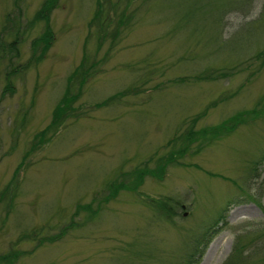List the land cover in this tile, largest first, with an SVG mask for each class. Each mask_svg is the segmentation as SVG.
<instances>
[{
  "label": "rangeland",
  "instance_id": "1",
  "mask_svg": "<svg viewBox=\"0 0 264 264\" xmlns=\"http://www.w3.org/2000/svg\"><path fill=\"white\" fill-rule=\"evenodd\" d=\"M42 1L22 0L14 8L13 0H0V24L11 10V17L20 18L15 67L26 63L29 43L41 31V24L31 25V21ZM116 1L109 0L113 4ZM189 1L165 0L158 4L157 13L153 11L144 16L146 20L141 16L134 18L116 48L110 50L107 59L96 68L97 74L91 75L81 87L78 102L73 105L83 113L81 119H67L50 144L42 145L26 158L18 172L17 186H13L11 211L6 215L5 210L0 209V254L8 251L16 238L26 232L42 229V233L48 235L55 233L69 221L74 204L90 203L91 197L102 192L105 182L113 180L117 173L135 169L136 165L147 161L155 149H163L166 142L181 132L185 119L199 114L204 105L242 86L241 94L225 104L215 105L196 124V129L215 126L237 111L251 109L257 98L264 95V62L254 57L261 50L264 53V33L258 31L256 35L261 39L255 38L244 28L252 20L256 21L264 0H254L249 15L233 12L224 18L221 36L227 42L215 50L208 45L207 21L202 12L195 14L185 28L172 29L173 22ZM94 3V0H58L49 20L55 37L49 50L35 67L15 77L14 93L7 92L0 98V190L8 185L13 170L30 146L32 135L50 123V113L66 89L69 73L82 58L86 21L92 17ZM137 5L135 2L132 9ZM214 17L218 18L219 14ZM164 29L169 40L162 41L159 36ZM250 44L248 51L243 49ZM87 46V51L92 52V44ZM103 53H106L105 48L99 50L97 57L103 58ZM208 54L210 65L217 70H229L243 59L249 62L240 66L241 73L227 80L187 85L165 82L196 74L202 65L209 64L202 61ZM181 55L187 60L197 58L200 63L184 61ZM142 60L154 65L162 63L163 74L149 78L146 91L138 95H122L108 106L93 108L131 87L146 65ZM135 66L137 73H134ZM155 84L161 85L156 91L151 88ZM3 85L0 77V95ZM149 88L151 90H147ZM261 120L238 127L200 154H187L180 161L187 167L167 169L166 177L160 182L145 176L140 190L138 188L134 194L121 193L116 201L106 204L95 220L82 222L79 219L80 227L67 232L61 241L36 248L15 264H128L121 260L135 264V257L136 264H147V258L149 264H180L184 256L195 249L188 246L187 241L198 238L200 230L214 219L226 201L240 199V193L232 184L219 177L212 178L207 172L229 178L242 189L254 184L249 185L247 191L264 208V159L257 169V180L251 179L245 185L242 178L250 156L257 155L258 148L264 144V118ZM163 152L159 150L158 154ZM158 196L174 198V205L180 206L176 213L181 216L173 222L163 219L167 223L156 219L151 208L143 205ZM226 215L228 228L220 229L213 236L197 264H221L232 250L235 229L263 220L262 213L252 202L231 204ZM19 246L21 251L34 247L26 241Z\"/></svg>",
  "mask_w": 264,
  "mask_h": 264
},
{
  "label": "trees",
  "instance_id": "2",
  "mask_svg": "<svg viewBox=\"0 0 264 264\" xmlns=\"http://www.w3.org/2000/svg\"><path fill=\"white\" fill-rule=\"evenodd\" d=\"M20 1L22 0H13L12 6L17 8ZM94 1L95 8L91 14L92 17L86 21L87 28L86 37L82 43V58L79 60L76 68L69 73L68 80L65 84L66 89L59 97V101L53 106L52 113H50V123L43 129H40L39 132L32 135L30 146H28L26 154L21 157L20 164L15 168V170H13L8 185L0 190V209L3 208L6 215L8 211H11L13 206L10 199L12 198V193H15V187L17 186L16 179L19 174L18 172L20 171L21 166H23L24 161H26V158L30 156L31 153H35L42 145L50 144L51 139L59 133L61 125L66 123L67 119L69 121L72 119L74 121L81 119L83 113L79 110V108L74 107L73 105L78 102V97L84 82L89 79L91 75L97 74V72H95L96 68L100 63L107 59L110 50L112 51L116 48L119 38L122 37L125 30L132 25L131 22L134 18L137 19L141 16L146 20L147 18H144V16H148V14H151L153 11L156 12L159 8L158 4L165 2V0H117L116 3L113 4L110 3L109 0ZM253 1L254 0H190L189 3L186 4V7L182 9V12L179 14L177 19H175V22H173L172 29L175 30L185 28L188 24H190V21H192L191 19L195 14L202 12L203 19H206L207 21V23H205V29L209 33L207 39L208 45L210 48L212 46L214 50L215 48L220 49L222 44L227 42L221 36L224 30V18L233 12L240 15L243 14L244 16L249 15L251 10H253ZM135 2H137L138 5L132 9ZM57 3L58 0H43L39 6V10L34 12L31 25L40 23L41 31L29 43L30 52L26 63L21 65L17 64L16 67L14 66V63L18 58L19 52V33L21 32V29L19 28L20 18H17L16 15L15 17H11L12 10L3 16V23L0 24V77L4 82V85L1 90L2 94L0 95V98H3L7 92L14 93L12 91V84L16 76H23L28 69L35 67L38 62L43 60V56L50 48L51 41L55 39L49 25V20L52 11L57 8ZM15 11L19 14V11ZM216 14H219L218 18L214 17ZM257 17L256 21L252 20V23L245 25L246 27L244 28L247 33L252 32V37L261 39V37H257L256 33L258 31L260 33H264V2ZM259 26L262 28H259ZM163 32L164 33H161L159 36V39L162 41L169 40V37H166L165 29ZM88 43L93 46L92 52L87 51L89 48L87 46ZM198 44L200 43L198 42ZM182 45L184 44H180V46ZM251 45L252 44L247 47H243V49L246 48V51H248ZM103 48L106 50V53H103L105 56L103 58H98L97 54L99 50ZM183 55H181L182 58L181 56L179 58L184 61L192 60L200 63L197 58L191 56V60H187L184 59ZM208 56L209 54L206 57H203L202 61L206 60L209 64L206 66L202 65L201 68L196 71V74L186 78H178L176 81L175 79H172L165 82L168 85H187V83L192 82L197 84L203 82L211 83L215 80H227L233 77L234 74L241 73L242 70L240 69V66H244L245 63L247 64L249 62L248 60L243 59L241 63H235V65L229 68V70L226 68L223 70H217L215 67L210 65L211 60H208ZM254 57L259 58L261 63L264 62L263 50L257 52ZM235 60L236 59L234 58V61ZM144 62L146 65L141 68L139 77L134 83H131V87L121 91L117 95H112L109 98L100 101V103L95 104L93 108L101 109V106H108L111 103L120 100L122 95V97H126L131 94L138 95V93H141L143 90L146 91L145 87L148 85L149 78L157 74L158 76H161L164 72V65L162 63H159V65H154L153 63L149 64L148 60L143 61V63ZM263 65L264 63H262V66ZM128 68H130V66H128ZM137 68L138 67L135 66L134 73H137ZM160 87V84H155L151 88L156 91ZM151 88L147 90H151ZM241 88L242 86H239L233 93L230 94L224 93L221 95L222 97L219 96L209 105H204V107L198 112L199 114H195L189 119L186 118L181 132L176 133V136H173L172 139L166 142L163 149H155L150 158L141 165H136L135 169L117 173L113 180L105 182L102 192H96L91 197L92 199L90 203L86 202L85 204H74L73 214L70 216L69 221H66L63 226L57 228L55 233L52 235L45 234L46 232L42 233L44 232L42 229H34V231H31L30 233L26 232L22 234L20 238H16L14 243L11 244V248L8 251L6 250L5 253L0 254V264H15L20 258H24L27 254L30 255L36 248H42L46 246V244L51 245L56 243V241H61L62 238L66 236L67 232L72 231L76 227H80L81 222H79V219H81L82 222H86L87 220L91 222L102 213V210L107 203L109 204L116 201L117 196L121 193L123 194L129 192L130 194H134L138 188L140 190L145 176L150 177L154 181L160 182L166 177L167 169L187 167V165L180 163V161L184 159L187 154H200L201 151L205 150L206 147L212 146L218 139H223L225 136L234 133L238 127H246L248 125L250 126L252 124H256L258 121L261 122V119L264 118V95L257 98L256 104H254L251 109H245L240 112L237 111L235 115L227 117L220 124L218 123L215 124V126L210 127L205 126L201 129L195 128L196 124L204 118V116L208 114V111L214 108L215 105L225 104V102H229V100L233 99L237 94H241L243 91ZM159 150L164 152L158 154ZM259 154L260 156L258 160H254V158L256 156L258 157ZM263 159L264 144H261L260 148H258L257 155L255 154L252 157L250 156L246 163V172L242 176L243 183L245 185H247L246 182L248 181L249 183L251 179L252 181L257 180V169L259 165L263 163ZM150 164L152 165L151 167H149ZM206 174L211 175L212 178L219 177L222 181L232 184L233 188L240 193V199L235 201L229 199L226 201L224 206L219 208L214 219H211L210 223L205 226L203 230H200V234L197 236L198 238H192L189 242L187 241L188 246L192 245L195 249L194 251H191L189 255H185L180 264H197L201 258L200 256L202 251L207 249V246L213 236L216 235L220 229L228 228V225H226L225 222V218H227V208H229L231 204H240V202H252L255 204L259 209V212L262 213L263 220L261 223L256 224H242L241 227L235 229L237 230V233L232 239V250H230L228 257L226 260H223L221 264H264V208L261 203H259L257 199H253L252 194L247 191L249 189L247 187L249 185L254 186V184L251 183L242 189L241 186H237V183L231 181L229 178H223L221 175L215 176L208 172ZM260 185L258 186V189L260 188ZM12 187L14 188V192ZM104 192L106 193L102 195ZM174 200V198H170L169 196H158L157 199H149L147 204L144 203L143 206L145 208H151L156 219H160L163 222H166L164 220L169 219L173 222L174 219L180 215L176 213L178 207L180 208V206L176 207V205H174ZM171 222L169 221V223ZM217 225H221L220 228L214 229ZM171 226H173L172 223ZM246 226L249 228H246ZM25 241L34 247L29 251H21L19 244L21 245ZM132 244L134 243H131V245ZM132 256L134 258V255ZM112 260L115 261V259ZM120 260L121 258L117 261ZM135 260L134 263L136 264ZM145 260L148 262L147 264H149L148 258ZM121 261H123V263L127 262L128 264L130 262L133 263V261ZM110 263L113 264L112 262Z\"/></svg>",
  "mask_w": 264,
  "mask_h": 264
}]
</instances>
